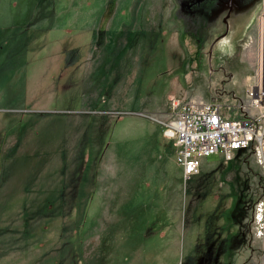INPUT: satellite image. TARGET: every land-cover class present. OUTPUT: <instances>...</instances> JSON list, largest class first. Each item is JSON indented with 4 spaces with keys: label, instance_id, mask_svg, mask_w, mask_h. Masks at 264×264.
I'll return each mask as SVG.
<instances>
[{
    "label": "rangeland",
    "instance_id": "1",
    "mask_svg": "<svg viewBox=\"0 0 264 264\" xmlns=\"http://www.w3.org/2000/svg\"><path fill=\"white\" fill-rule=\"evenodd\" d=\"M173 11L0 0V264H260L257 154H211L185 180L164 128L173 98L256 114L243 105L263 76L264 5L212 58L223 23L198 43Z\"/></svg>",
    "mask_w": 264,
    "mask_h": 264
},
{
    "label": "built area",
    "instance_id": "2",
    "mask_svg": "<svg viewBox=\"0 0 264 264\" xmlns=\"http://www.w3.org/2000/svg\"><path fill=\"white\" fill-rule=\"evenodd\" d=\"M264 35V31H263ZM263 76L247 91L245 112L255 115L228 118L222 107L214 102L198 98L182 103L172 99V121L165 124L164 136L172 142L176 162L182 168L184 179L200 173L203 158L222 153L231 160L233 153L253 149L264 167V46ZM254 221L261 227L264 221V198L254 205ZM260 264H264V252Z\"/></svg>",
    "mask_w": 264,
    "mask_h": 264
},
{
    "label": "flooded vegetation",
    "instance_id": "3",
    "mask_svg": "<svg viewBox=\"0 0 264 264\" xmlns=\"http://www.w3.org/2000/svg\"><path fill=\"white\" fill-rule=\"evenodd\" d=\"M114 0H110V3ZM174 6L175 21L182 23L184 34L193 36L198 43L215 31L218 22H222L224 30L216 35L217 41L212 42L208 51L213 57L215 45L230 34L231 23L239 21L253 6H263L264 0H171ZM199 50V49H198ZM212 50V51H211ZM202 52V51H201Z\"/></svg>",
    "mask_w": 264,
    "mask_h": 264
}]
</instances>
